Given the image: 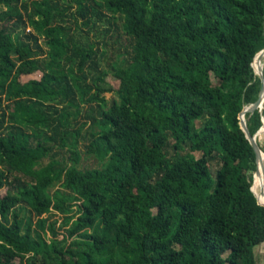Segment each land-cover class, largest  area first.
<instances>
[{
    "label": "trees",
    "instance_id": "16d2710c",
    "mask_svg": "<svg viewBox=\"0 0 264 264\" xmlns=\"http://www.w3.org/2000/svg\"><path fill=\"white\" fill-rule=\"evenodd\" d=\"M0 6V264H258L264 0Z\"/></svg>",
    "mask_w": 264,
    "mask_h": 264
},
{
    "label": "water",
    "instance_id": "95a60500",
    "mask_svg": "<svg viewBox=\"0 0 264 264\" xmlns=\"http://www.w3.org/2000/svg\"><path fill=\"white\" fill-rule=\"evenodd\" d=\"M264 57V49H262L254 58V61L252 63V67L254 69L255 74L260 78L261 80V91L258 97V100L250 105L245 106V108L243 109L242 113L240 114V126L242 128V130L244 131L247 139L249 140V142L251 143L255 153H256V170L254 173V176L256 174H258V172H262L263 176H264V165H263V161H264V157H263V151L259 145V142L257 140V136L258 134H260L264 129H260V131L258 132V134H256L255 136H252L249 132L248 126H247V121H246V115L247 113H253L254 111H256L257 109L259 111H262L264 108V73L262 70V67H260V71H257V67H256V63L257 61L262 62V58ZM254 181V180H253ZM254 182H252V186H251V192L253 193V195L255 196L257 203L261 206L264 207V200L260 201L258 199V197L255 195V193L252 190ZM262 195L264 198V188L262 190Z\"/></svg>",
    "mask_w": 264,
    "mask_h": 264
},
{
    "label": "rangeland",
    "instance_id": "374dc122",
    "mask_svg": "<svg viewBox=\"0 0 264 264\" xmlns=\"http://www.w3.org/2000/svg\"><path fill=\"white\" fill-rule=\"evenodd\" d=\"M5 7L3 6H0V10L4 9ZM84 30H88L87 28H85ZM28 31V27L26 28L25 32ZM89 36L91 37V40L93 41L95 38L94 36L92 35V31H89ZM262 63H263V67H264V57L262 58ZM40 77V72H36V73H33V74H28V75H22L20 77V80L21 81H26L30 78H39ZM106 80L109 81L115 88L117 87L118 85V81L113 78L111 75H108L106 77ZM216 80H214L215 82ZM105 97L107 99H110V97H112V93L111 92H106L104 93ZM257 140L259 142V145L264 153V130L261 132V134H258L257 136ZM47 162V161H46ZM2 195L5 194V191H2L1 192ZM254 253H255V256H256V259H257V262L258 264H264V243H262L261 245L257 246L255 249H254Z\"/></svg>",
    "mask_w": 264,
    "mask_h": 264
},
{
    "label": "bare ground",
    "instance_id": "6f19581e",
    "mask_svg": "<svg viewBox=\"0 0 264 264\" xmlns=\"http://www.w3.org/2000/svg\"><path fill=\"white\" fill-rule=\"evenodd\" d=\"M256 67H257V71L259 72L260 67H262L263 73H264V67H263V63L257 61L256 63ZM264 157V154H263ZM263 165H264V161H263ZM264 188V176L263 173L260 171L258 172V174H256L255 180H254V184L252 187L253 192L255 193V195L258 197V199L260 201H263V195H262V190Z\"/></svg>",
    "mask_w": 264,
    "mask_h": 264
},
{
    "label": "built area",
    "instance_id": "2783aa9c",
    "mask_svg": "<svg viewBox=\"0 0 264 264\" xmlns=\"http://www.w3.org/2000/svg\"><path fill=\"white\" fill-rule=\"evenodd\" d=\"M263 109H264V108H263ZM262 111H263V110H262ZM262 120H263V126H262V129H264V117H263V119H262Z\"/></svg>",
    "mask_w": 264,
    "mask_h": 264
}]
</instances>
